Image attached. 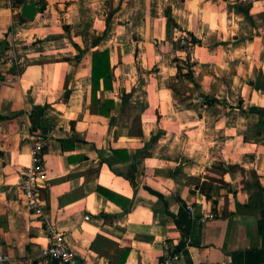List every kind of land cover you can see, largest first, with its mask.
<instances>
[{"label":"crops","instance_id":"0c3cea01","mask_svg":"<svg viewBox=\"0 0 264 264\" xmlns=\"http://www.w3.org/2000/svg\"><path fill=\"white\" fill-rule=\"evenodd\" d=\"M30 1L0 0L5 264H57L41 257L51 233L19 188L31 162L32 114L44 129L48 220L77 263L158 264L169 249L181 264H264V87L244 79L260 64L240 56L256 47L264 59V1L145 0L126 20L116 19L126 0H34L39 10L28 19L21 8ZM176 31L201 44L185 51ZM94 44L111 51L106 95L118 104L129 97L113 120L90 109ZM205 212L214 217L202 220Z\"/></svg>","mask_w":264,"mask_h":264},{"label":"built area","instance_id":"2783aa9c","mask_svg":"<svg viewBox=\"0 0 264 264\" xmlns=\"http://www.w3.org/2000/svg\"><path fill=\"white\" fill-rule=\"evenodd\" d=\"M10 6H16L20 0H7ZM200 99L204 97L200 96ZM23 127L30 128L28 123H24ZM33 130V129H32ZM35 132V133H34ZM37 132V133H36ZM32 145L30 148L31 162L21 172V180L19 188L22 197L25 200L29 209L36 214L44 223L48 225L51 233L50 242L41 250V257L54 261L57 264H77V256L66 240L64 233L55 225L49 222L46 213V204L42 197V189L48 184V169L44 159L45 156V141L38 130L32 131ZM188 208L194 211V206L189 205ZM214 213H203L202 220L213 218ZM11 261L10 257L0 251V264H5ZM158 264H181L180 254L176 251H166ZM196 264H232L222 259L217 261H201Z\"/></svg>","mask_w":264,"mask_h":264},{"label":"trees","instance_id":"16d2710c","mask_svg":"<svg viewBox=\"0 0 264 264\" xmlns=\"http://www.w3.org/2000/svg\"><path fill=\"white\" fill-rule=\"evenodd\" d=\"M246 11V8L243 9ZM247 13V12H246ZM249 15V14H248ZM169 22L173 25H176L175 21L170 16V13H167ZM188 34V39L185 43L191 45L201 44V39L191 31L186 32ZM106 34L98 37L94 42L96 45L103 39ZM92 45L91 56H92V72H91V104L90 109L98 114L110 117L113 120V113L118 109H121L128 103V95L125 93L122 96V101L118 104L113 97L107 96L106 93L113 90V67L111 64V51L110 48L99 49L95 48L96 45ZM187 44H184V47ZM78 47V46H77ZM185 75L188 78L193 79L192 72L189 71ZM214 98L206 97L204 103L207 105L215 103ZM40 115L43 114V110H38ZM31 127L33 130L44 131L40 125V121L34 114L31 115ZM139 120V117H138ZM46 149V146H45ZM113 152L125 160H129L130 156L125 149H113ZM122 152H125L126 155H123ZM127 179L133 183V177L128 174H123ZM99 191L106 195L107 197L117 200L116 193L110 189L102 188L99 186ZM208 199H212L211 196L207 195Z\"/></svg>","mask_w":264,"mask_h":264},{"label":"rangeland","instance_id":"374dc122","mask_svg":"<svg viewBox=\"0 0 264 264\" xmlns=\"http://www.w3.org/2000/svg\"><path fill=\"white\" fill-rule=\"evenodd\" d=\"M127 1V5L125 6V12L121 15V16H118L116 17V19L118 20L119 18H121L122 20H126L127 18H131V15H132V11L134 9H136L137 7L139 6H143L144 5V1L145 0H141V1H138L135 5H132L130 6L129 5V0H126ZM260 1H264V0H260ZM115 4H119L118 0L114 1ZM152 2V1H151ZM248 3V1L245 3V5ZM259 4V7L262 8V5L260 3H257ZM112 7L111 8H114L115 5H111ZM256 10H258V8H256ZM108 12H110V10H108ZM264 14V13H263ZM264 30V28H263ZM175 38H177V40L180 41V44H181V47L185 50H186V46L189 47V46H192L191 44H189L188 42L185 43V41L188 39V34L184 31V32H180V31H176V33L173 35ZM216 36L217 34H213L212 37L209 39H206V43H212L216 40ZM227 37V36H226ZM134 38L133 34H130V43L127 44V47L128 48H134V41H131L132 39ZM229 39H231V36H229ZM202 41V40H201ZM184 44H187L185 45L184 47ZM244 54L240 55L244 58V60H255L256 64L255 66H257V64H260L259 67H255V69H253L254 71L252 73H248L247 74V78H244L246 81H249L251 79H254L255 82H260L261 85L264 87V59H263V56H261V51L260 49H257L256 47H252L251 49H245L244 50ZM248 52V53H247ZM255 52V53H254ZM257 52V53H256ZM229 55H230V52H228ZM227 53H225V56H226ZM232 55V53H231ZM185 65H186V62H184ZM256 70V71H255ZM129 111L131 112L132 111V114H134V107L131 108L129 107Z\"/></svg>","mask_w":264,"mask_h":264},{"label":"water","instance_id":"95a60500","mask_svg":"<svg viewBox=\"0 0 264 264\" xmlns=\"http://www.w3.org/2000/svg\"><path fill=\"white\" fill-rule=\"evenodd\" d=\"M38 10L39 6L34 0L24 3L21 8L23 15L28 19H33ZM77 264H79V262Z\"/></svg>","mask_w":264,"mask_h":264}]
</instances>
